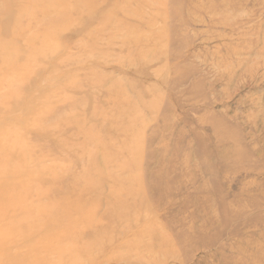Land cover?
<instances>
[{
    "label": "rangeland",
    "instance_id": "1",
    "mask_svg": "<svg viewBox=\"0 0 264 264\" xmlns=\"http://www.w3.org/2000/svg\"><path fill=\"white\" fill-rule=\"evenodd\" d=\"M0 264H264V0H0Z\"/></svg>",
    "mask_w": 264,
    "mask_h": 264
}]
</instances>
